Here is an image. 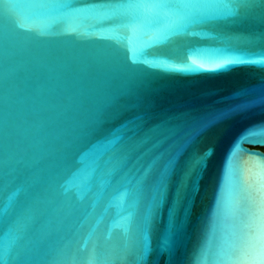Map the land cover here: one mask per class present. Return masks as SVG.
Listing matches in <instances>:
<instances>
[{"label": "water", "instance_id": "obj_1", "mask_svg": "<svg viewBox=\"0 0 264 264\" xmlns=\"http://www.w3.org/2000/svg\"><path fill=\"white\" fill-rule=\"evenodd\" d=\"M71 2L82 6L102 0ZM35 11L28 0H0V171L5 155L10 167L17 159L31 166L15 165L17 179L9 190L32 171L44 180L57 172L60 155L68 150L65 142L85 119L93 100L105 85L118 86L109 44L127 52L139 77L150 82L144 107L153 123H178L181 118L224 109L239 89L264 90V57L257 55L264 49V40L259 39L264 22L258 14L242 23L219 18L167 32L148 14L151 23L133 32L114 28L112 18L95 12L57 18L49 28L53 14L37 17ZM222 12L227 15V10ZM224 60L237 63L214 68ZM262 148L264 105L233 113L196 138L184 154L195 150L205 157L190 216L173 252L157 250L147 264H212L218 257L241 252L246 233L253 231L250 217L264 207ZM91 151V147L82 149L85 161ZM80 175L77 167L62 177L70 191H75ZM85 179L89 190L71 205L43 181L32 184L14 211L0 218V234L12 226L18 213L32 207L33 221L20 244L34 242L38 231L46 228L53 247H40L48 264H88L87 251L115 241L127 212L123 197L105 192L102 171L90 167ZM151 243L157 248L155 234Z\"/></svg>", "mask_w": 264, "mask_h": 264}, {"label": "snow or ice", "instance_id": "obj_2", "mask_svg": "<svg viewBox=\"0 0 264 264\" xmlns=\"http://www.w3.org/2000/svg\"><path fill=\"white\" fill-rule=\"evenodd\" d=\"M28 7L36 10L34 15L37 17L53 14L49 28L57 18H70L85 12L110 17L114 28H128L133 32L139 26L151 23L148 14L161 22L162 32L198 26L202 21L219 18L242 23L257 14L264 22V0H102L82 6L74 5L71 0H28ZM222 10H227V15ZM20 27L24 28V24ZM259 39L264 40V33ZM109 46L110 62L119 73L118 86L111 88L105 85L93 100L85 119L77 123L75 133L65 142L68 150L60 155L59 170L47 180L32 171L9 190V185L17 179L15 165L21 164L29 169L31 166L17 159L11 162L10 167L9 158L5 155V167L0 171V218L13 212L22 193L38 181H43L62 197L65 204L71 205L74 198H83L89 190L86 171L90 167L95 168L106 177L105 192L110 190L125 199L127 215L120 225L123 231L115 241L87 251L88 264H147L157 250L173 252L190 216L192 199L198 188L196 179L202 171L205 157L195 150L187 156H184L185 152L192 148L205 129L216 122L233 113L264 105V90L256 93L239 89L234 102L224 109L190 120L181 118L178 123H153L144 107V93L150 89V82L139 77L138 68L129 61L127 52L122 53L118 47ZM257 55L264 57V49ZM234 63L237 61L224 60L214 68L221 69ZM115 121L121 123L113 128L111 125ZM87 147L92 151L85 161L81 151ZM77 167L81 175L79 183L73 186V192L66 187L67 182L62 177ZM34 211L30 207L18 213L12 226L0 234V264H48L46 255L41 254L44 247L40 246L53 247L49 239L50 230L41 228L34 242L30 240L20 244L21 237L33 221ZM250 221L253 231L246 233L241 252L224 256L231 264H264V207L257 208ZM153 234L157 248H153L151 243Z\"/></svg>", "mask_w": 264, "mask_h": 264}, {"label": "clouds", "instance_id": "obj_3", "mask_svg": "<svg viewBox=\"0 0 264 264\" xmlns=\"http://www.w3.org/2000/svg\"><path fill=\"white\" fill-rule=\"evenodd\" d=\"M212 264H231L225 257H218L213 260Z\"/></svg>", "mask_w": 264, "mask_h": 264}, {"label": "rangeland", "instance_id": "obj_4", "mask_svg": "<svg viewBox=\"0 0 264 264\" xmlns=\"http://www.w3.org/2000/svg\"><path fill=\"white\" fill-rule=\"evenodd\" d=\"M264 150V148H262Z\"/></svg>", "mask_w": 264, "mask_h": 264}]
</instances>
